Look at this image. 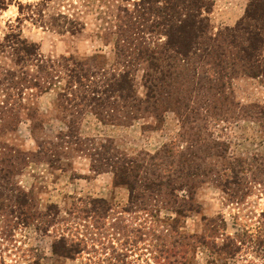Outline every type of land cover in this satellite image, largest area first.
<instances>
[{
    "label": "rangeland",
    "instance_id": "374dc122",
    "mask_svg": "<svg viewBox=\"0 0 264 264\" xmlns=\"http://www.w3.org/2000/svg\"><path fill=\"white\" fill-rule=\"evenodd\" d=\"M139 2L0 0V264H163L173 230L186 264H264V75L190 63L150 91L166 37ZM249 2L213 0L211 31ZM176 148L194 183L132 199L124 161Z\"/></svg>",
    "mask_w": 264,
    "mask_h": 264
},
{
    "label": "trees",
    "instance_id": "16d2710c",
    "mask_svg": "<svg viewBox=\"0 0 264 264\" xmlns=\"http://www.w3.org/2000/svg\"><path fill=\"white\" fill-rule=\"evenodd\" d=\"M139 5L143 18L148 19L147 14L150 13L155 15L152 26L166 37L157 50H147L146 60L151 73H147L146 82L150 91L164 84L166 77L172 79L174 71L176 73V70L190 63L194 68L205 67L213 71V76L208 80L212 81L213 77L223 86L225 80H221V77L230 74L264 75V0H250L245 13L234 26H226L215 33L211 31L209 17L205 14L211 9L213 0H140ZM97 115L105 121L101 112L98 111ZM161 153L147 154L150 156L146 159L148 161L131 158L124 161L128 173L136 169L126 180L120 177L128 185L132 199L145 202L148 198L157 201V198L163 197L161 201H164L165 197L175 195V190L181 188V181L187 185L200 176V170L192 167L191 152L176 148L174 154L161 156ZM171 155L178 158L169 162L166 158ZM149 161L159 168L158 173L150 171ZM182 199L186 202L177 206L178 213L195 208L190 203L192 195ZM164 236L161 241L162 250L166 253L163 264H186L192 245L188 240L191 235L173 230ZM63 252L73 254V250L71 253Z\"/></svg>",
    "mask_w": 264,
    "mask_h": 264
}]
</instances>
